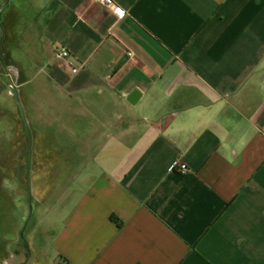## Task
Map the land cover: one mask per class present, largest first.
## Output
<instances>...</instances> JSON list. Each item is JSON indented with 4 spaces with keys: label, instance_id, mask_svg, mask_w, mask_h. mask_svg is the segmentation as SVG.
<instances>
[{
    "label": "crops",
    "instance_id": "obj_1",
    "mask_svg": "<svg viewBox=\"0 0 264 264\" xmlns=\"http://www.w3.org/2000/svg\"><path fill=\"white\" fill-rule=\"evenodd\" d=\"M112 1L21 0L58 176L86 162L52 264H264V0Z\"/></svg>",
    "mask_w": 264,
    "mask_h": 264
},
{
    "label": "rangeland",
    "instance_id": "obj_2",
    "mask_svg": "<svg viewBox=\"0 0 264 264\" xmlns=\"http://www.w3.org/2000/svg\"><path fill=\"white\" fill-rule=\"evenodd\" d=\"M6 1L0 9V264H52V239L67 209L63 198L74 184L73 170L86 162L69 164L70 158L62 157L58 176L53 94L48 82L35 76L36 40H20L26 25L21 12L30 6ZM59 134L61 144L70 143L66 130Z\"/></svg>",
    "mask_w": 264,
    "mask_h": 264
},
{
    "label": "built area",
    "instance_id": "obj_3",
    "mask_svg": "<svg viewBox=\"0 0 264 264\" xmlns=\"http://www.w3.org/2000/svg\"><path fill=\"white\" fill-rule=\"evenodd\" d=\"M92 4L98 5L108 9L109 11H112L116 14L118 18H123L125 16V12L122 11L120 8L116 7L114 2L112 0H89ZM123 13V15H121ZM54 59L58 62L64 63L70 68V71L72 74L78 73L79 68L74 67L70 62V54L68 50L64 47L58 48L54 52ZM179 173L184 174L186 172V166L180 165L179 167ZM175 167H170V171H174Z\"/></svg>",
    "mask_w": 264,
    "mask_h": 264
},
{
    "label": "water",
    "instance_id": "obj_4",
    "mask_svg": "<svg viewBox=\"0 0 264 264\" xmlns=\"http://www.w3.org/2000/svg\"><path fill=\"white\" fill-rule=\"evenodd\" d=\"M7 70L17 77L16 71L14 69L8 68Z\"/></svg>",
    "mask_w": 264,
    "mask_h": 264
},
{
    "label": "snow or ice",
    "instance_id": "obj_5",
    "mask_svg": "<svg viewBox=\"0 0 264 264\" xmlns=\"http://www.w3.org/2000/svg\"><path fill=\"white\" fill-rule=\"evenodd\" d=\"M121 15H123V13H121Z\"/></svg>",
    "mask_w": 264,
    "mask_h": 264
}]
</instances>
